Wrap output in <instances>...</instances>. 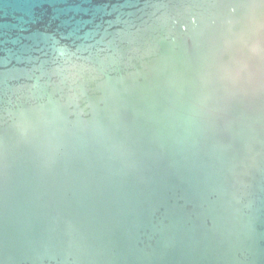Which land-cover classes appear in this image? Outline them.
<instances>
[{"label":"water","instance_id":"obj_1","mask_svg":"<svg viewBox=\"0 0 264 264\" xmlns=\"http://www.w3.org/2000/svg\"><path fill=\"white\" fill-rule=\"evenodd\" d=\"M0 264H264V0H0Z\"/></svg>","mask_w":264,"mask_h":264}]
</instances>
